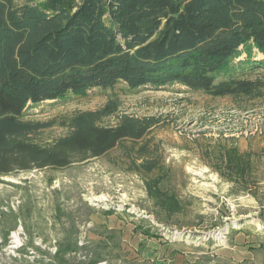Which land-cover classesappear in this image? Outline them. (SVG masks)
Returning a JSON list of instances; mask_svg holds the SVG:
<instances>
[{"label": "trees", "instance_id": "trees-1", "mask_svg": "<svg viewBox=\"0 0 264 264\" xmlns=\"http://www.w3.org/2000/svg\"><path fill=\"white\" fill-rule=\"evenodd\" d=\"M256 53L264 56V0H0V175L64 168L130 141L129 171L178 211L177 197L159 187L164 160L144 141L158 118L124 113L106 125L119 109L114 99L61 119L32 118L31 109L120 83L132 92L261 97L264 57ZM55 125L67 133L43 139ZM226 162L244 176L245 166Z\"/></svg>", "mask_w": 264, "mask_h": 264}, {"label": "rangeland", "instance_id": "rangeland-1", "mask_svg": "<svg viewBox=\"0 0 264 264\" xmlns=\"http://www.w3.org/2000/svg\"><path fill=\"white\" fill-rule=\"evenodd\" d=\"M258 78L264 85V70ZM110 99L119 109L106 125L124 113L159 119L144 141L164 160L161 191L174 194L181 209L169 212L145 177L129 171L124 151L130 141L64 168L0 175V264H145L135 251L186 242L175 251H232L238 233L240 251H264V96L132 92L120 83L84 98L41 103L31 117L61 119ZM66 133L55 125L42 138ZM227 160L245 166L244 176H232Z\"/></svg>", "mask_w": 264, "mask_h": 264}, {"label": "crops", "instance_id": "crops-1", "mask_svg": "<svg viewBox=\"0 0 264 264\" xmlns=\"http://www.w3.org/2000/svg\"><path fill=\"white\" fill-rule=\"evenodd\" d=\"M242 235L243 233H238L232 251H175L177 248L181 249L179 247L185 249L186 244L188 245L186 242L185 245L159 244L157 251H135V255L137 260L145 264H264V251H240L244 249L240 247Z\"/></svg>", "mask_w": 264, "mask_h": 264}, {"label": "bare ground", "instance_id": "bare-ground-1", "mask_svg": "<svg viewBox=\"0 0 264 264\" xmlns=\"http://www.w3.org/2000/svg\"><path fill=\"white\" fill-rule=\"evenodd\" d=\"M13 237H14V242H16L18 240V235L14 234Z\"/></svg>", "mask_w": 264, "mask_h": 264}, {"label": "built area", "instance_id": "built-area-1", "mask_svg": "<svg viewBox=\"0 0 264 264\" xmlns=\"http://www.w3.org/2000/svg\"><path fill=\"white\" fill-rule=\"evenodd\" d=\"M13 234H15V233H13ZM175 237V236H174ZM179 237V236H178ZM176 239V238H175ZM184 240H186V239H184ZM13 241H14V239H13ZM10 247H17V245L15 246V244H13V245H10Z\"/></svg>", "mask_w": 264, "mask_h": 264}]
</instances>
